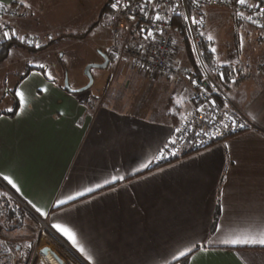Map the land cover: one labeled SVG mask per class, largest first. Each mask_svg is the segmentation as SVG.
Segmentation results:
<instances>
[{
	"label": "crops",
	"instance_id": "0c3cea01",
	"mask_svg": "<svg viewBox=\"0 0 264 264\" xmlns=\"http://www.w3.org/2000/svg\"><path fill=\"white\" fill-rule=\"evenodd\" d=\"M0 2L16 5L13 0ZM30 2L36 15L22 21L24 32L45 38V44H49L46 37L52 35L48 30L62 31L53 43L87 32L64 33L63 13L50 7L53 1ZM116 46L111 38V49ZM22 49L31 59L38 55L31 49ZM49 49L42 50L48 53ZM238 69L247 75L238 78L236 88L248 90L255 75L251 78L249 70L242 66ZM121 72L126 78H138L134 80L136 84L145 78L138 70ZM155 81L164 90L158 95L157 108L154 103L131 113L124 105L122 109L92 100L86 94L90 88L67 85L69 90L77 89L70 92L58 77L47 94L31 100L36 90L48 82L43 76H30L22 85L31 100L25 114L0 116V170L11 173L23 193L12 198L31 216L37 218L38 214L27 204L28 200L49 212L53 222L71 228L93 257L89 262L66 237L45 225L49 236L65 251L68 264H185L184 258L173 261L172 254L178 255L188 241L209 235L213 219L223 226L222 239L258 237L264 232V118L258 120L247 113L250 103L234 107L235 113L240 112L239 116L245 118L247 130L211 146L210 152L203 149L153 168L158 160L133 175L142 162L158 155L157 149L167 138L174 136L168 110L195 111L191 102L194 87L186 78L171 81L158 76ZM0 94L1 98V89ZM10 99L12 106L11 95ZM225 144L229 147L225 148ZM117 173L124 175L125 180L63 205L71 211L61 213V219L53 216L56 209L51 206L58 197L103 184L105 178ZM223 176L228 177L226 184L221 181ZM113 187L116 191H112ZM221 189L226 193V211L217 215ZM42 219L37 218L40 222ZM3 232L0 224V235ZM236 251L246 257L247 264H264V248L229 250L225 245H217L207 254L194 253L188 264H241ZM47 257L56 263L50 254Z\"/></svg>",
	"mask_w": 264,
	"mask_h": 264
},
{
	"label": "snow or ice",
	"instance_id": "6c2138e0",
	"mask_svg": "<svg viewBox=\"0 0 264 264\" xmlns=\"http://www.w3.org/2000/svg\"><path fill=\"white\" fill-rule=\"evenodd\" d=\"M13 2L18 7L13 10L9 5L8 8L9 10H13L15 15L12 17L0 18V44L5 47V54L11 57L14 54L13 48L19 46H25L26 49H42L48 46L47 44L40 43L34 34L24 32V24L22 21L27 20L29 16L36 15L33 3H31L30 0H13ZM209 2H213V0H209ZM220 2L239 5L241 10L235 11L236 17L246 19L251 24L264 28V23H260L257 19V17H264V6H262V4H264V0H258L257 3H250L249 0H220ZM193 5L195 8H193L192 11L181 12L179 11L181 4L178 2L173 3L172 0H168L167 3H160L158 0H140L139 3H137L136 0H113L111 3V9L113 12L110 18L114 26L119 23L120 15H124L127 20L132 22L129 25V31L134 38L139 37V40L135 41L131 46L135 49L138 57L137 60L131 61V63L133 65L138 64L139 68L145 73L155 71L157 67H160L161 74L167 76L169 80L173 81H175L177 77L176 75L171 74V69L169 68L168 71L163 70L168 67L169 62L164 61L163 65H161V62L158 59V57L164 55L165 50H173L167 48L168 40L162 39L166 31L162 25L168 24V22L173 19L174 15L176 18L182 19L185 32L194 31L202 40L206 38L207 42H209L206 49L198 45L195 37L192 41H190L193 64L197 68L198 75L194 74L191 68L185 67L183 69V71L188 73L186 79L189 81L190 85L195 88L197 93L195 97L191 98V102L195 105L196 113L202 114L201 123H207L210 126H213L216 116L219 115L221 117L220 125L222 129L232 130L237 127L245 128L247 127L246 124L237 123V121L232 118L230 115L231 110L229 109L227 101L222 102L223 109H221L220 106L217 105L216 100L212 97L214 94L221 92L222 87L237 84L238 78L246 76L247 73L233 67L228 60L221 61L218 59L217 48L214 46V37L201 30L205 23V16L207 13L201 12L199 16L194 14V12L199 10L201 7L200 0H189V7L191 8ZM0 8H5V5L2 2H0ZM20 9H23L24 11H20ZM133 9H135V12H133ZM244 9L251 10V14L245 15ZM167 13H172L173 15H168ZM137 15H139V17L146 22L143 26L138 21ZM116 30L118 32H122L124 31V28L119 27ZM93 35H95V33H93ZM158 37L161 39H158ZM169 39L172 45H177V40L171 38ZM238 39V49L242 52L244 48L243 33H238ZM46 40L50 44L55 40V37L53 35H48ZM162 45L164 48L161 47ZM205 51L210 53L207 59L210 61L215 60L216 62L218 70L214 73H203L200 71V66L203 64L200 57L204 55ZM61 55L63 54L61 53ZM120 58L119 53L113 54V59L116 61H119ZM125 59L127 58L125 57ZM25 67L26 71L20 73V79L17 81L16 85L5 87L2 90L4 97L9 95L13 97V104L0 112V116L6 113H13L17 117H22L27 111L31 100L37 99L40 94H47L49 86L54 85L57 82V77L55 76L54 71L45 63H37L34 60H29L27 61ZM33 69H39V71H33ZM180 74L181 73L179 72L177 73V75ZM213 75H215V79L212 78ZM30 76H43L44 80L48 82L47 85L39 87L36 90V95L32 96L31 100L29 99L30 94L26 93L22 87V85L27 83ZM5 83L7 84V82ZM70 91L76 92L77 89L70 88ZM201 97L203 98L202 100L200 99ZM94 99L98 98L94 97ZM168 111L175 115V108L169 109ZM209 111L213 113L212 116L208 115ZM261 111L264 112V106H262ZM225 119L230 121V123H225ZM189 126L195 127L194 122H189V124H186L183 128L175 127L174 133L176 135L167 138L157 149L158 155L153 154L152 158L147 160V162H142L139 167L135 169L133 175L137 172L143 171L144 169H149L153 163L160 159H167L168 156H177L180 151L179 149H175L177 141L178 139L186 138ZM222 134V132L216 133V135ZM194 137H201L199 143L205 147L206 151L210 152L212 150L208 146L207 140L203 139V137H207L208 139L214 140V137L210 136L207 130L201 128L199 131H194ZM224 147L228 148L229 145L225 144ZM165 151H167V155H165ZM199 154L203 155L204 153ZM161 171H163V169H161ZM125 178L126 177L124 175L117 173V175L111 176L110 179L105 178L103 184L97 183L95 187H87L83 191H76L74 195L67 194L66 196H63V198L58 197L55 203L51 206L56 209L53 216H55L56 219H61V213L71 211V209H64L62 207L63 205L69 204L72 201H77L78 198L85 196L87 193H93L96 189L107 185H115L117 181H124ZM227 180V176H223L221 178L222 183L226 184ZM0 188L5 189V191H0V200L7 203L9 207H11V204L13 203L12 195H23L21 188L14 180L12 174L4 170H0ZM12 190H15V192L12 193ZM112 191H116V188L113 187ZM225 196L226 193L224 189H221L217 196V215L220 212L226 211L224 201ZM27 204L30 205L32 210H34L35 214H38L37 218H43L41 220L42 226L46 225L50 227V229H53L57 233L61 234L63 237H66L67 240L71 242L72 247L76 248L86 260L89 262L92 261L93 257L86 252L83 246H81L76 233L71 228L66 227L62 223L53 222L49 219V212L42 210L41 207L37 206L36 203H33L32 200H28ZM17 207H19V205H17ZM73 207H75V205H73ZM66 223H70V221H66ZM222 236V224L216 223L215 219H213L211 233L205 237L188 241L183 250H179L178 255L175 253L172 254V260L178 262L181 258H184L185 264H188V262L193 258L194 253L203 252L207 254L210 249L216 247L217 245L228 246L229 250L247 246H258L260 248H264V232H262L258 237L248 238L237 237L232 239H222ZM19 247L29 250L27 253L21 251L19 257L17 258V264H23V261L31 254L30 250L33 248V244L29 239ZM6 251L11 252L12 249H7ZM234 254L241 258V264H247V259L242 253L236 251ZM5 259H8V257H5ZM0 264H4V260H0Z\"/></svg>",
	"mask_w": 264,
	"mask_h": 264
},
{
	"label": "rangeland",
	"instance_id": "374dc122",
	"mask_svg": "<svg viewBox=\"0 0 264 264\" xmlns=\"http://www.w3.org/2000/svg\"><path fill=\"white\" fill-rule=\"evenodd\" d=\"M47 1H53L50 7L55 11L60 9V13H63L61 28L63 27L64 33L82 34L84 31H88L86 37L78 39L76 36H68L67 40L63 42L57 41L56 43L47 44L48 46L46 47H50L48 53L47 51L44 53L43 50L35 53L31 51L33 54H38L32 59L26 56L25 51L21 47L13 48L14 54L11 57L6 56L5 60L0 61L1 90L8 86H15L19 80L20 73L26 71L27 61L34 60L37 63L48 62L49 68L54 71L62 85L66 82L70 87H80L82 89L91 81V87L86 91V94L97 102L110 103V105L113 104L122 109L124 108L122 105H124L126 106L125 110L131 113L136 112L140 107L147 108L150 104L152 106L154 103H156L155 108H157L159 103L158 95L164 92V90H161V84L155 81L158 76L152 77L141 72L145 78H141L142 81L138 82V85L134 82L138 78H126L121 75V71H128V68H117L113 62H109L104 69L92 68L88 74H85L87 66L101 65L103 57L111 49L112 37L108 29L110 0ZM203 12H206L207 15L201 30L214 37V46L217 48L218 59L221 61L228 60L230 64L236 67L242 64V68L249 70L251 78L255 75L253 77L255 82H252L248 90L245 88H231V91L222 87V92L220 93L224 101L228 102L229 109L232 111L230 113L234 115L237 112L234 107H239L243 103H250L247 113L254 115L258 120L264 118V112L261 111L262 106H264V75H258L255 70L257 64H264V29H256L246 24L237 25L224 11L207 9ZM90 27L93 28L91 31H89ZM49 32L57 38L56 34L60 35L62 31L54 29V31L48 30ZM238 33H243L244 36L242 52L238 49ZM174 35L177 40L179 57L183 60L184 65L187 66L184 46H182L180 38L177 37V33ZM36 38L40 39H38L40 43H46L43 40L45 38ZM239 62L241 63L239 64ZM94 97L98 99H94ZM11 101L10 95L7 97L2 95L0 98V112L9 107ZM193 112L195 111L189 109L187 112L181 113L180 116L183 120L188 121L192 118ZM161 113L159 114L160 117ZM238 113L240 114V112ZM242 119L244 121L245 118ZM16 204L19 205L17 202ZM19 207L24 211V217L19 222V228L11 232L4 231L0 235V260H4V264H17L20 252L24 251L27 253L29 251L19 246L30 239L33 248L30 250L31 254L23 261V264H54L47 256L43 255L45 251H53L64 264H68V259L64 258L66 255L65 251L62 250L60 244H57L49 236L46 227L33 218L23 206L19 205ZM7 249H12V251L8 252L6 251ZM5 257H8V259H5Z\"/></svg>",
	"mask_w": 264,
	"mask_h": 264
},
{
	"label": "built area",
	"instance_id": "2783aa9c",
	"mask_svg": "<svg viewBox=\"0 0 264 264\" xmlns=\"http://www.w3.org/2000/svg\"><path fill=\"white\" fill-rule=\"evenodd\" d=\"M189 2V0H187ZM113 2V0H110V13H109V17H108V29H109V33L112 36V38L114 39V41L116 42L117 46L115 48H112L109 53L107 54V57L109 59V61L113 62L115 67H125L131 70H135V71H141L143 72L138 64L137 65H133L131 63V61H135L138 59L136 51L133 47H131L133 45V43L135 41L139 40V37H133V35L130 33L129 31V25L132 23L131 21L127 20L126 17L124 15H120L119 16V23L116 24L115 26L113 25V22L111 20V14L113 12V10L111 9V3ZM137 3L140 2V0H136ZM158 2L160 3H167L168 0H158ZM173 3H180L181 4V8L179 9V11L181 12H188L187 9V4L185 0H172ZM250 3H257L258 0H249ZM200 9L197 10V16L200 15L201 12H203L204 10L207 9H216V10H221L224 11L228 14V17L237 25H241V24H246L249 25L253 28L256 29H264V28H260L257 25H253L250 22H248L246 19H241L235 16V11L241 10V7L239 5H235L234 3H227V2H220V0H213V2H209V0H200ZM262 6H264V4H262ZM18 6L17 5H12L11 9H16ZM192 8H195V6L193 5ZM13 10H9L8 6H5V8H0V18H7V17H12L15 15V12ZM133 12H135V9H133ZM245 15L251 14V10H247L244 9ZM150 14H151V10H150ZM164 14V13H162ZM168 15H173L172 13H167ZM137 19L138 21L141 23V25L143 26L146 22L143 21L139 15H137ZM176 18L173 15V19H171L168 24H164L162 25L165 28V35L162 39L164 40H168V44H167V48L173 49L172 51H164V55L158 57L159 61L161 62V65H163L164 61H168V67L164 68V71H168V69H171V74L172 75H176V80L175 81H182L183 78H186L188 73L183 71V69L185 67L190 68L188 66H185L182 59L179 57V49L177 45H172L170 42V39H175L176 40V36L174 35L176 30L174 29L173 26V21ZM258 21L260 23H264V17H257ZM119 27H123L124 31L122 32H118L116 29ZM134 27V25H133ZM190 34V41H192V39L195 37L197 43H198V37L197 34L193 32H189ZM158 39H161L160 37H158ZM162 48H164V46H161ZM4 49V46L2 44H0V51ZM114 53H119L120 54V60L116 61L115 59H113V54ZM125 57L127 59H125ZM241 62H239L240 64ZM242 64L238 65V67H240ZM235 66V68H238ZM200 70L203 73H214L215 71H217V66H212L210 71L208 72L206 70V68L204 67V65L202 64L200 66ZM256 73L258 75H264V64H257V66L255 67ZM181 73L180 75H177V73ZM145 73V72H143ZM145 74H148L149 76L152 77H157V76H161L164 78H167V76L162 75L161 74V68L157 67L155 71L152 72H147ZM213 79H215V75H213L212 77ZM169 80V79H168ZM173 81V80H171ZM197 95L196 90L194 88V97ZM201 100L203 99L202 97L200 98ZM201 115V114H198ZM196 112H193L192 117L198 116ZM209 116H212L213 113L211 111H209L208 113ZM230 115L232 116V118L234 120L237 121V123H241L244 124L243 119L241 116H239V114L235 113L234 115L230 113ZM220 117L219 115L216 116L215 118V122L213 126L209 127H198L195 129V131H199L201 128H204L205 130H207L209 132L210 136H220V135H216L217 132H231V131H237L243 128H234L232 130H228V129H222L221 125H220ZM225 123H230V121H228L227 119L224 120ZM207 138V137H204ZM208 139V138H207ZM64 263V262H63Z\"/></svg>",
	"mask_w": 264,
	"mask_h": 264
},
{
	"label": "trees",
	"instance_id": "16d2710c",
	"mask_svg": "<svg viewBox=\"0 0 264 264\" xmlns=\"http://www.w3.org/2000/svg\"><path fill=\"white\" fill-rule=\"evenodd\" d=\"M185 1L187 4L188 12L192 11L193 8L189 7V2L187 0H185ZM194 14L196 15L197 12H194ZM173 26H174V29L176 30L175 33H177V37L180 38L181 44H182V46H184V54L186 56L188 66L192 69V72L194 74L198 75L197 68L193 64V57L191 54L189 32L184 31L182 19H179V18L175 19L173 21ZM87 33H88V31L85 34H83L82 36H80V37L77 36L76 38H82V37L86 36ZM194 33L197 34L196 32H194ZM197 37H198V45L201 46L202 48L206 49L209 45V42H207L205 39L202 40L198 36V34H197ZM14 43H18V42H14ZM51 43H53V42H51ZM19 47L26 48L25 46H19ZM42 49H34L33 48L30 51L38 52V51H41ZM5 53H6V49L4 47V49L0 51V61L5 60V58L7 56ZM209 55H210V53L205 51L204 55H202L200 57V59L203 61L204 67L206 68V70L208 72L210 71L212 66H214V65L217 66L215 63V60L210 61L209 59H207V57ZM238 83H239V80H238L237 84L229 85L228 87H224V88H226L227 90L231 89V88H236V86H238ZM221 92H222V90H221ZM212 98L215 99L217 105H219L220 108L223 109V103L222 102H225V101L222 98V94L220 92L216 93L213 95ZM168 103L170 105L171 102L169 101ZM167 108H168V106H167ZM194 109H195V105H194ZM230 112H232V111H230ZM180 114H181L180 109L178 111H175V115H173L172 113L169 114L173 131H174L175 127L183 128V127H185L186 124H189V122H194L195 127L189 126V131H188V133H186V138L185 139H178L177 144L175 146V149H179L180 151L178 152L177 156H175V157L168 156L167 159H161V160H159V162L157 164H155L153 166V168H156V167L168 164V163H172L174 161H177L180 158L186 157L188 155H191L193 153H196V152H199V151L205 149V147L199 143L201 137H194V131L196 128H198V127H207L208 128L209 127V125L207 123H201V115L202 114L201 115L197 114L198 116L192 117L188 121L183 120V118L180 116ZM231 114H233V113H231ZM247 129H248V127H245L243 129H240L237 131L223 132L222 135L215 136L214 140L213 139H207L204 137H203V139L207 140L208 146L211 147V146H213L219 142H222V141H224L230 137H233V136H235V135H237V134H239V133H241ZM173 134H174V136L176 135L174 132H173ZM175 149H173V150H175ZM165 155H167V151H165ZM0 191H5V190L0 188ZM12 201H13V203L11 204V207H9V205L7 203H4L3 200H0V224L2 226V229L6 232H11V231L19 228V226H20L19 222L24 217V214H23L24 211L21 210L20 207H17L16 201L13 198H12Z\"/></svg>",
	"mask_w": 264,
	"mask_h": 264
},
{
	"label": "water",
	"instance_id": "95a60500",
	"mask_svg": "<svg viewBox=\"0 0 264 264\" xmlns=\"http://www.w3.org/2000/svg\"><path fill=\"white\" fill-rule=\"evenodd\" d=\"M103 61L104 62L101 65H97V66H87L86 69H85V74H88L89 70L92 69V68H97V69H104V68H106L108 66V62H109L108 61V57L107 56L103 57ZM90 86H91V81H89V84L85 88H83L82 90H86V89L90 88ZM64 87L68 91H70L69 88H68V86H67V83L66 82L64 83ZM32 216H33V214H32ZM33 217L37 220V218L35 216H33ZM48 254H50L53 257V259L56 261L57 264H64L63 261L53 251H45V252H43V255L44 256H47Z\"/></svg>",
	"mask_w": 264,
	"mask_h": 264
},
{
	"label": "bare ground",
	"instance_id": "6f19581e",
	"mask_svg": "<svg viewBox=\"0 0 264 264\" xmlns=\"http://www.w3.org/2000/svg\"><path fill=\"white\" fill-rule=\"evenodd\" d=\"M52 261V260H51ZM53 262V261H52ZM54 264H57V263H55V262H53Z\"/></svg>",
	"mask_w": 264,
	"mask_h": 264
}]
</instances>
